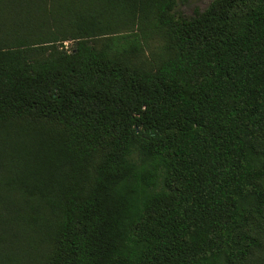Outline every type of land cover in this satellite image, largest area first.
I'll list each match as a JSON object with an SVG mask.
<instances>
[{
  "label": "trees",
  "instance_id": "trees-1",
  "mask_svg": "<svg viewBox=\"0 0 264 264\" xmlns=\"http://www.w3.org/2000/svg\"><path fill=\"white\" fill-rule=\"evenodd\" d=\"M176 4L0 0V264H264V0Z\"/></svg>",
  "mask_w": 264,
  "mask_h": 264
},
{
  "label": "rangeland",
  "instance_id": "rangeland-1",
  "mask_svg": "<svg viewBox=\"0 0 264 264\" xmlns=\"http://www.w3.org/2000/svg\"><path fill=\"white\" fill-rule=\"evenodd\" d=\"M211 1L212 0H177L174 12L183 17H190L194 15L195 11H203Z\"/></svg>",
  "mask_w": 264,
  "mask_h": 264
}]
</instances>
